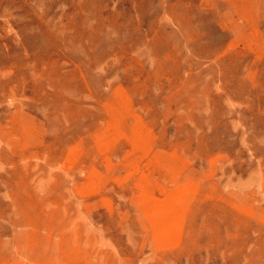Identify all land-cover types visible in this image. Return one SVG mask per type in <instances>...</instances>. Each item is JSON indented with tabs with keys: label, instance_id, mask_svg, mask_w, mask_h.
I'll use <instances>...</instances> for the list:
<instances>
[{
	"label": "rangeland",
	"instance_id": "obj_1",
	"mask_svg": "<svg viewBox=\"0 0 264 264\" xmlns=\"http://www.w3.org/2000/svg\"><path fill=\"white\" fill-rule=\"evenodd\" d=\"M0 264H264V0H0Z\"/></svg>",
	"mask_w": 264,
	"mask_h": 264
}]
</instances>
